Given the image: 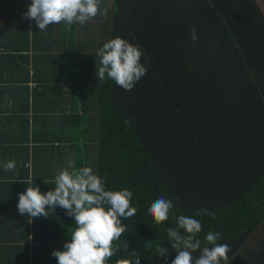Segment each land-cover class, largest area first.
<instances>
[{
  "label": "trees",
  "instance_id": "trees-1",
  "mask_svg": "<svg viewBox=\"0 0 264 264\" xmlns=\"http://www.w3.org/2000/svg\"><path fill=\"white\" fill-rule=\"evenodd\" d=\"M107 2L112 20L97 46L78 39L86 23L57 24L55 39L68 48L58 68L67 84L62 111L73 125L66 142L51 146L53 166L64 170L63 157L72 150L70 171L91 167L107 190L132 191L137 211L122 220L125 231L113 241L116 254L106 264L134 261L132 252L139 253L140 264H166L159 246L169 249L171 264L176 252L167 229L176 227L180 215L201 222L202 247L209 231L222 233L218 243L230 245L231 260L264 223V11L258 0ZM117 36L144 53L147 73L131 91L96 76L98 50ZM44 187L53 189L55 179ZM18 196L13 207L10 196H0V211L9 212L0 218V264H57L52 252L70 240L74 217L59 207L51 212L48 218L59 228L48 232L59 243L34 246L35 254L49 257L37 260L33 254L30 260L27 246L18 251L5 242L11 231L5 220L18 213ZM161 196L174 207L157 224L148 208ZM198 209L215 219L196 215Z\"/></svg>",
  "mask_w": 264,
  "mask_h": 264
},
{
  "label": "clouds",
  "instance_id": "clouds-1",
  "mask_svg": "<svg viewBox=\"0 0 264 264\" xmlns=\"http://www.w3.org/2000/svg\"><path fill=\"white\" fill-rule=\"evenodd\" d=\"M107 12V8H100V0H31L28 10L22 15L24 19L34 21L39 31H45L49 25L61 22L69 26L74 23L83 25L98 14L106 16ZM192 37L195 40V28L192 29ZM143 55L138 46L119 36L110 39L97 52L100 60L96 76L99 81L107 76L117 86L131 91L147 73V67L141 63ZM15 168L14 160L4 165L5 171ZM20 182L25 183L23 180ZM27 184L29 186L18 196L17 211L21 216L48 218L59 207L65 210L67 216L74 217L76 227L70 240L64 243L63 250L52 252L57 264H106L116 254L113 241L125 231L122 220L132 217L137 211L131 206L132 191L127 188L107 190L103 179L87 166L74 171L68 168L60 171L55 176V187L47 192H42L38 186H31V181ZM173 207L172 200L161 196L151 204L148 213L159 224L168 219ZM205 214L215 219V214L207 209L196 212L198 216ZM181 230L185 234L182 235ZM201 231L199 220L185 215L176 218V227L167 229L172 249L176 252L171 264H231L230 245L218 243L222 233L209 231L202 247L201 240L197 238ZM145 247H151V240L146 241ZM198 250L200 254L194 256L193 253ZM157 253L167 264L169 249L159 246ZM131 255L135 257L134 261L121 258L115 264H140L139 253L132 252Z\"/></svg>",
  "mask_w": 264,
  "mask_h": 264
},
{
  "label": "crops",
  "instance_id": "crops-1",
  "mask_svg": "<svg viewBox=\"0 0 264 264\" xmlns=\"http://www.w3.org/2000/svg\"><path fill=\"white\" fill-rule=\"evenodd\" d=\"M258 2L264 11V4ZM30 3L31 0H22L21 3L0 0V196H10L11 207L15 197L29 186L28 181L33 187L41 186L42 192L50 190L44 187V183L55 179L63 170L53 166L56 161L52 160L51 146L59 147V143L66 142L73 125L69 113L62 111V107L68 105V97L64 94L67 84L58 68L68 48L55 39L61 28L53 24L45 31H39L34 21L24 19L22 14ZM78 35V39L83 36V28H79ZM71 152H66L63 157L69 171L73 162ZM10 160L15 161L16 168L5 171L4 165ZM7 182L13 184L2 188ZM16 183H21L22 187ZM14 186L22 190L18 191ZM7 213L1 209L0 218H8ZM5 221L11 230L5 236V242L12 241L18 251L27 246L30 260L33 254L37 260L49 257L47 252L35 254L34 246L59 243L54 239L57 234L48 232L59 228V222L53 218L31 219L17 213ZM36 229H40L42 235L35 234ZM241 258H249L245 264H264V223L230 261L239 264Z\"/></svg>",
  "mask_w": 264,
  "mask_h": 264
},
{
  "label": "rangeland",
  "instance_id": "rangeland-1",
  "mask_svg": "<svg viewBox=\"0 0 264 264\" xmlns=\"http://www.w3.org/2000/svg\"><path fill=\"white\" fill-rule=\"evenodd\" d=\"M260 1L264 4V0H260ZM100 5H101L100 6L101 9L107 8L108 11L110 10V5L108 4L107 0H100ZM110 14H111L110 12H107L106 16L98 14L95 18L87 21L86 22L87 26L83 28V36L80 37V39L82 41L88 42L92 46H97L96 42L97 43L102 42L103 37L105 40L106 35L104 34L106 27L109 26V24H111L110 22L112 20V15ZM93 100H95V102H98L97 93L94 94ZM245 260L246 262H248L249 258L248 259L241 258L239 260V264H245Z\"/></svg>",
  "mask_w": 264,
  "mask_h": 264
}]
</instances>
